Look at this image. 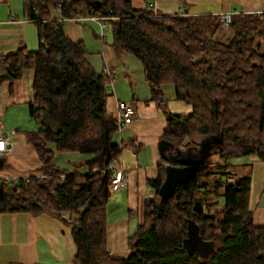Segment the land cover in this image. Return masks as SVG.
I'll return each instance as SVG.
<instances>
[{
	"label": "trees",
	"instance_id": "1",
	"mask_svg": "<svg viewBox=\"0 0 264 264\" xmlns=\"http://www.w3.org/2000/svg\"><path fill=\"white\" fill-rule=\"evenodd\" d=\"M23 1L38 27L39 51L22 47L1 63L11 82L26 70L35 72L30 107L39 130L29 141L43 168L40 177L0 180V213L69 214L77 246L72 264H264V227H256L250 202L252 178L231 170L241 158L264 163V12L234 13L225 28L220 15L156 16L129 0ZM82 18L108 22L103 30H112L111 46L121 59L142 63L158 105L169 103L164 87L171 86L177 100L192 108L169 116L163 140L183 150L200 139L211 153L193 159L197 174L167 199L158 195L167 172L150 182L156 196L146 203L125 259L113 258L108 248L107 205L121 130L108 111L113 73L106 68L98 74L85 43L67 36L62 20ZM57 153L91 156L89 173L57 166ZM213 156L216 165L208 168ZM197 202L203 214L196 212ZM191 221L202 241L213 244L210 254L187 248Z\"/></svg>",
	"mask_w": 264,
	"mask_h": 264
},
{
	"label": "crops",
	"instance_id": "2",
	"mask_svg": "<svg viewBox=\"0 0 264 264\" xmlns=\"http://www.w3.org/2000/svg\"><path fill=\"white\" fill-rule=\"evenodd\" d=\"M129 1L134 8L141 10L153 5L151 9L166 16L185 13L197 16L208 12H193L194 8H190L186 0ZM241 12H264V0H219V8L209 11V14ZM57 13L62 18L60 10ZM62 22L73 42L85 43L87 60L95 71L103 74L108 68L113 73L112 94L108 100L110 114L119 117L120 102L128 103L136 110L133 122L115 137L120 148L113 167L124 171L127 184L112 193L107 205L108 248L113 258L125 259L130 255V238L144 223L146 203L156 196L150 182L156 181L162 169L166 172L171 165L163 151V136L168 126L167 119L174 114L173 109L169 103L158 105L153 100L145 71L142 74L141 67L143 70L144 67L137 58L141 64L134 66L132 61V68L126 63L128 57L121 59L116 54L110 44L108 30L102 28L103 25L108 26L107 21L82 18L63 19ZM22 47L32 53L39 51L38 27L27 17L23 0H0V117L7 140L12 143L11 151L0 154V180L12 183L40 177L43 168L29 141V136L39 130L30 107L34 100L35 72L26 70L20 79L11 82L1 63L2 59L17 54ZM164 94L169 102L178 101L173 87H164ZM52 148L55 151V146ZM58 156L68 157V168L57 165ZM182 157L193 160L183 155V151ZM91 159V156L57 153L55 163L62 169L87 174L86 163ZM76 254L73 222L69 214L0 213V264H72Z\"/></svg>",
	"mask_w": 264,
	"mask_h": 264
},
{
	"label": "rangeland",
	"instance_id": "3",
	"mask_svg": "<svg viewBox=\"0 0 264 264\" xmlns=\"http://www.w3.org/2000/svg\"><path fill=\"white\" fill-rule=\"evenodd\" d=\"M189 7H193V12L197 13H206L209 14V11H213L214 9L219 8V0H186L185 2ZM240 9V8H238ZM234 14V13H233ZM58 16V13H56ZM223 18L225 17H231L232 21V13H225L220 15ZM59 17V16H58ZM224 21V20H223ZM223 25L225 28H228L229 26H226L224 23ZM107 35L109 39L112 38V30L108 29ZM133 58L134 60H132ZM132 61L136 64H141L139 61L132 56H128L126 59V63L133 68ZM142 74L144 72L143 68L141 67ZM169 106L174 114H189L192 111V108L187 105L184 102L181 101H174L169 102ZM205 141H201L198 139L195 143L187 144L185 145L183 151V155L190 157L194 160H199L205 156H209L211 153L210 151H207V149H204L203 145ZM70 154H76L78 156H82L81 154L77 153H70ZM217 157H211L210 159H207L208 162V168H211L212 166L216 164ZM68 157L64 156H58L57 157V165L61 166L62 168H68ZM207 168V167H206ZM70 169V168H69ZM231 170L235 173H237L240 176L243 177H252V191H251V206L254 211V222L256 227L263 228L264 227V163L261 161H258L254 157H246L239 159L235 164L234 167L231 168ZM225 199L223 197H220V202L222 205H224Z\"/></svg>",
	"mask_w": 264,
	"mask_h": 264
},
{
	"label": "water",
	"instance_id": "4",
	"mask_svg": "<svg viewBox=\"0 0 264 264\" xmlns=\"http://www.w3.org/2000/svg\"><path fill=\"white\" fill-rule=\"evenodd\" d=\"M163 145V151L165 154L167 153L168 156L166 158L170 161L171 165L166 170L167 177L159 190V197L167 199L174 194L178 185L188 183L197 174L198 168L193 160L182 157V150L180 148L166 141ZM195 210L199 214L204 213V207L200 202L196 203ZM186 246L190 251H196L201 255L210 254L214 251L213 244L202 241L200 229L192 221L190 222L189 239L186 241Z\"/></svg>",
	"mask_w": 264,
	"mask_h": 264
},
{
	"label": "built area",
	"instance_id": "5",
	"mask_svg": "<svg viewBox=\"0 0 264 264\" xmlns=\"http://www.w3.org/2000/svg\"><path fill=\"white\" fill-rule=\"evenodd\" d=\"M151 7L153 8V5ZM155 15L157 16L158 14L155 12ZM95 20H99V19H95ZM222 21L226 26H229L231 24V17H225L222 19ZM102 28L106 29L107 25H103ZM109 75L111 77L112 73L109 72ZM111 85L113 86V84ZM118 108H119L118 124L119 127L122 129L133 122L134 117L136 115V111L132 105L125 102H120ZM11 150H12V143H10L7 140L3 127V119L2 117H0V154L3 155ZM113 172H114V179L112 182V192H116L122 187H124L127 184V182L124 177L123 170L114 169Z\"/></svg>",
	"mask_w": 264,
	"mask_h": 264
}]
</instances>
